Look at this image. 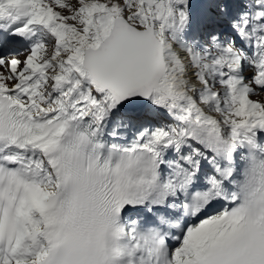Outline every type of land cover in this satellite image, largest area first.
<instances>
[{"label": "snow or ice", "instance_id": "obj_1", "mask_svg": "<svg viewBox=\"0 0 264 264\" xmlns=\"http://www.w3.org/2000/svg\"><path fill=\"white\" fill-rule=\"evenodd\" d=\"M264 0H0V264H264Z\"/></svg>", "mask_w": 264, "mask_h": 264}]
</instances>
